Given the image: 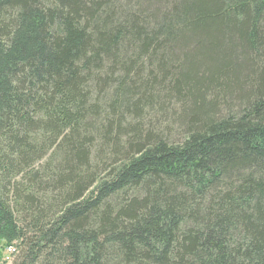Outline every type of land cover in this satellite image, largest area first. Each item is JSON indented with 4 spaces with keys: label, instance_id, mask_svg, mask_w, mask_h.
<instances>
[{
    "label": "trees",
    "instance_id": "trees-1",
    "mask_svg": "<svg viewBox=\"0 0 264 264\" xmlns=\"http://www.w3.org/2000/svg\"><path fill=\"white\" fill-rule=\"evenodd\" d=\"M0 240L264 264V0H0Z\"/></svg>",
    "mask_w": 264,
    "mask_h": 264
},
{
    "label": "rangeland",
    "instance_id": "rangeland-1",
    "mask_svg": "<svg viewBox=\"0 0 264 264\" xmlns=\"http://www.w3.org/2000/svg\"><path fill=\"white\" fill-rule=\"evenodd\" d=\"M12 247V251H8V249ZM18 254L17 246L6 245L0 240V264H12Z\"/></svg>",
    "mask_w": 264,
    "mask_h": 264
},
{
    "label": "built area",
    "instance_id": "built-area-1",
    "mask_svg": "<svg viewBox=\"0 0 264 264\" xmlns=\"http://www.w3.org/2000/svg\"><path fill=\"white\" fill-rule=\"evenodd\" d=\"M13 249H12V247H10L9 249H8V251H12Z\"/></svg>",
    "mask_w": 264,
    "mask_h": 264
}]
</instances>
